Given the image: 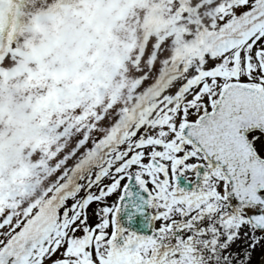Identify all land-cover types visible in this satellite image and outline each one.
Segmentation results:
<instances>
[{"label": "snow or ice", "instance_id": "snow-or-ice-1", "mask_svg": "<svg viewBox=\"0 0 264 264\" xmlns=\"http://www.w3.org/2000/svg\"><path fill=\"white\" fill-rule=\"evenodd\" d=\"M211 6L156 110L24 219L0 206V264H264V0Z\"/></svg>", "mask_w": 264, "mask_h": 264}, {"label": "rangeland", "instance_id": "rangeland-1", "mask_svg": "<svg viewBox=\"0 0 264 264\" xmlns=\"http://www.w3.org/2000/svg\"><path fill=\"white\" fill-rule=\"evenodd\" d=\"M63 1L66 12L60 9ZM185 1L25 0L13 48L25 35L22 27L31 8L48 6L55 8L53 23L62 29L55 31L66 34L72 53L66 51L69 63L62 65L58 51L62 70L52 78L46 77L42 67L40 77L34 79L35 67L23 69L25 62L15 54L1 67L0 84L6 92H0V206L11 207L12 214L24 219V208L34 197L43 196L61 177L70 180L72 168L93 152L89 145L97 137L109 140L122 134L157 109L216 15L212 0H187L196 9ZM49 61L40 62L52 70ZM157 79L165 81L163 90L143 106L134 123L112 133L113 120L120 121L123 110L141 99ZM109 88L115 100L109 98ZM79 145L80 150L85 148L77 161L60 162V157L66 159V152Z\"/></svg>", "mask_w": 264, "mask_h": 264}, {"label": "bare ground", "instance_id": "bare-ground-1", "mask_svg": "<svg viewBox=\"0 0 264 264\" xmlns=\"http://www.w3.org/2000/svg\"><path fill=\"white\" fill-rule=\"evenodd\" d=\"M21 8H22V10H23V8H24V0L22 1V3L20 4V7H19V10H18V13H20V11H21ZM54 10H55V8H54ZM42 13H46V11H42ZM20 15L21 14H18V16H19V22L21 21V17H20ZM18 20V19H17ZM149 43V42H148ZM147 43V44H148ZM173 70V69H172ZM151 87V86H150ZM152 101V100H151ZM151 101L147 104V106L151 103ZM47 191V190H46Z\"/></svg>", "mask_w": 264, "mask_h": 264}]
</instances>
